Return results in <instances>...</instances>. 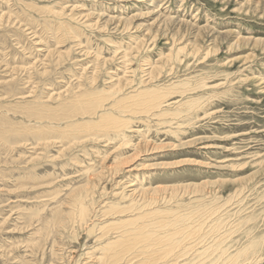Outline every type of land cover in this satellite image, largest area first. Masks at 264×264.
<instances>
[{
	"label": "rangeland",
	"instance_id": "obj_1",
	"mask_svg": "<svg viewBox=\"0 0 264 264\" xmlns=\"http://www.w3.org/2000/svg\"><path fill=\"white\" fill-rule=\"evenodd\" d=\"M0 264H264V0H0Z\"/></svg>",
	"mask_w": 264,
	"mask_h": 264
},
{
	"label": "bare ground",
	"instance_id": "obj_2",
	"mask_svg": "<svg viewBox=\"0 0 264 264\" xmlns=\"http://www.w3.org/2000/svg\"><path fill=\"white\" fill-rule=\"evenodd\" d=\"M74 195V194H73ZM76 197V196H75ZM81 210V209H80ZM81 213H82V211H81Z\"/></svg>",
	"mask_w": 264,
	"mask_h": 264
}]
</instances>
